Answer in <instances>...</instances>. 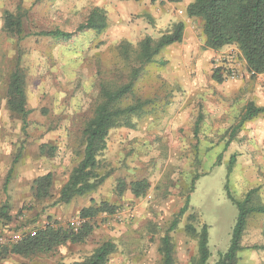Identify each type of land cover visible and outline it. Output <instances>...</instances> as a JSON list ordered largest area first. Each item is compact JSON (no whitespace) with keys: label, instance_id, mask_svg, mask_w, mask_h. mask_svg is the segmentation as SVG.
Returning <instances> with one entry per match:
<instances>
[{"label":"rangeland","instance_id":"374dc122","mask_svg":"<svg viewBox=\"0 0 264 264\" xmlns=\"http://www.w3.org/2000/svg\"><path fill=\"white\" fill-rule=\"evenodd\" d=\"M188 2L0 0V127L6 126L0 130V223L8 230L7 246L48 223L79 229L88 221L79 217L83 209L100 203L114 208L89 220L92 232L84 243H67L52 254L21 257L13 264H70L105 242L115 247L106 264H159L160 239L187 199L188 210L170 233L176 264H188L196 254V240L184 231L189 214L196 216V228L208 226V264H214L229 247L237 216L227 192L242 200L250 187L257 188V204L264 205L263 129L243 121L246 107L254 105L253 95L213 78V69L230 63L211 58L206 65L201 23L185 15ZM95 7L104 11L107 28L76 32ZM6 13L19 18L20 38L4 28ZM178 22L184 23L182 42L161 51L133 87L135 96L151 101L146 114L133 127L109 133L100 157L102 173H107L103 184L68 204H55L81 159L82 131L93 114L99 86L128 79L130 65L122 45L127 43L133 55L145 37L156 40ZM54 31L74 34L68 40L40 35ZM240 64L231 65L245 75ZM16 70L28 111L25 130L21 117L7 110L10 77ZM232 156L235 165L229 172ZM246 171L257 174L262 186L248 183ZM46 174L53 177L52 196L39 200L32 184ZM140 180L148 182L149 190L135 197L129 185ZM4 205L8 209L2 214ZM247 221L250 231L264 229L263 214H252ZM252 242L247 236L245 250H255L254 256L239 253L238 264H264V234Z\"/></svg>","mask_w":264,"mask_h":264},{"label":"trees","instance_id":"16d2710c","mask_svg":"<svg viewBox=\"0 0 264 264\" xmlns=\"http://www.w3.org/2000/svg\"><path fill=\"white\" fill-rule=\"evenodd\" d=\"M117 1L139 2L141 0ZM150 1L156 2L158 0ZM166 1L183 4L187 0ZM183 8L188 18L197 19L201 23L204 50L219 51L224 47L235 46L239 52V56L236 57L238 62L244 66L248 73H252L251 77L264 74V0H189ZM4 28L19 38L22 34L19 18L8 13L4 17ZM106 28L104 11L94 8L86 21L76 29V32L95 30L97 33H101ZM183 30L184 23L178 22L170 31L162 34L156 40L147 36L133 51V55H131L127 43L122 45L123 57L130 65L128 79L126 83L117 86L109 82L101 83L99 86L98 100L93 114L82 131L81 159L72 169L67 182L60 189L55 204H68L75 197L90 194L103 184L107 173H102L100 157L106 150L110 131L117 128H131L134 126L135 120L146 114V108L151 101L135 96L133 87L143 74L145 66L152 63L161 51L182 42ZM73 34L61 31L40 33L41 36L62 40L70 39ZM226 73L227 66L221 65V68L213 69V78L222 82L226 78ZM7 106L10 112L21 117L25 126L28 111L25 107L22 77L17 70L10 78ZM262 112H264V108L248 105L244 110L243 121L256 118ZM234 164L235 156H232L229 161V172H231ZM9 172L11 173V171ZM8 181L7 178L5 186ZM52 181L51 174L34 180L32 184L34 197L39 200L51 197ZM194 182L195 180L190 185V192L194 190ZM129 186L131 194L135 197H141L149 190V184L146 180L133 182ZM124 187L123 183L120 184V193L124 191ZM227 197L236 207L237 216L231 231L229 247L226 252L218 255L214 264H238V254L246 248L242 246V237L249 216L252 214L264 215V205L257 204V188L249 190L242 200H235L229 192H227ZM187 210L188 199L160 239L158 253L161 260L159 264H176L170 233L176 229L179 219L185 215ZM5 212L4 208L1 213L5 214ZM113 212L114 208L106 203L83 209L79 217L88 221L76 231L69 226L64 227L56 225V223H48L43 228L25 235L13 245L0 247V259L8 255H17L23 258L49 255L67 243H84L92 232V225L89 220L99 213ZM195 223L196 216L189 214L186 218L184 231L196 240V254L188 264H208L211 257L208 246V226L202 224L196 228ZM253 248L259 249V247ZM260 249L264 250V247ZM114 250L115 247L111 242H105L87 257L70 264H106Z\"/></svg>","mask_w":264,"mask_h":264},{"label":"crops","instance_id":"0c3cea01","mask_svg":"<svg viewBox=\"0 0 264 264\" xmlns=\"http://www.w3.org/2000/svg\"><path fill=\"white\" fill-rule=\"evenodd\" d=\"M95 8H97V7H95ZM237 56H239V52L236 49V47L235 46H228V47L222 48L219 51L206 50V53H205L204 57L206 58V65H209V60L211 58H214L215 61H217V60H219L221 58H223V59L227 58V60H228V62L230 64L226 65V66H227V68H229V67H233V65H231V64H236V62H238V60L236 58ZM238 64H239V62H238ZM217 67L221 68V65H219ZM224 80H226L227 83H235V84H237L238 85V90L237 91H240V93H243V94H245L247 96L253 95L254 106H256L257 108H264V74L258 75L257 77H251V76L247 75V72H245V75L239 80H233L232 81V80H229L227 78H224L223 81ZM7 110L10 111L9 109H7ZM253 119H255V118H253ZM253 119H251L250 124H252V127H254V128L263 129V132L261 133L262 134L261 138H262V141L264 142V112H262L259 115L258 119H256V120H253ZM21 124H22L21 125V129L22 130H25V128L28 126L27 122L25 123V126H24V123L22 122V119H21ZM5 127H0V130H3ZM7 142H8L7 140H6V142L1 141V144L3 146H7V144H8ZM17 160H18V158L13 162V164H15L17 162ZM3 162H4V160H3ZM2 170L3 169H0V173L2 172ZM9 171H12V169H10ZM9 171L7 173V176H6L5 180H4L3 187H2L4 193L6 192L7 186L9 184V181H8L6 186H5L6 179L8 178L10 180L11 174H12V172L10 173ZM244 175H245V178H247L248 183L251 182L255 186H259V187L262 186V184H260V181L258 179H256V177H258L257 174H254L252 171H246ZM252 178H253V180L251 181ZM19 186L20 187H24L25 183L20 181L19 182ZM252 189H253V187L249 188V190H252ZM3 208H5L6 210L8 209L6 205H4ZM248 226H249V221H247V227H246L247 233H244V235L242 237V246L243 247H246L245 239H246L247 236L249 237L251 235V239L254 240V242H252V244H255L258 241V239H260V236L264 234V229H259V230L258 229H253L252 231H250ZM7 232H8V230L6 229V227H3V225L0 223V234H4V233H7ZM254 252H255V250H251V249L245 250L244 249L240 253H244L248 257H253L254 254H255ZM5 258H6V260H4V262L2 264H13L12 263L13 260L14 261H16V260L20 261V259H21V257L17 256V255H8ZM184 264H186V262H184Z\"/></svg>","mask_w":264,"mask_h":264},{"label":"built area","instance_id":"2783aa9c","mask_svg":"<svg viewBox=\"0 0 264 264\" xmlns=\"http://www.w3.org/2000/svg\"><path fill=\"white\" fill-rule=\"evenodd\" d=\"M247 75L248 76H252V73H248L247 72ZM244 76L241 75L240 73H238V71L236 70V68L234 67H229L227 68V73H226V78L229 79V80H239L241 79L242 77ZM77 230V229H75ZM7 234H0V247H6L7 244L10 242L8 240V237L6 236ZM16 243V242H15Z\"/></svg>","mask_w":264,"mask_h":264}]
</instances>
